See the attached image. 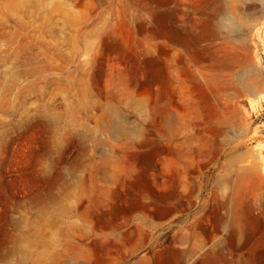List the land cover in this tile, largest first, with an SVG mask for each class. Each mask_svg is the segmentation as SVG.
Segmentation results:
<instances>
[{"label": "rangeland", "instance_id": "obj_1", "mask_svg": "<svg viewBox=\"0 0 264 264\" xmlns=\"http://www.w3.org/2000/svg\"><path fill=\"white\" fill-rule=\"evenodd\" d=\"M118 90L116 122L143 128L133 145L104 117ZM145 94L167 129L142 121ZM247 161L256 182L232 197L223 182ZM251 216L264 220V0H0V252L44 242L0 264H264V232L227 244Z\"/></svg>", "mask_w": 264, "mask_h": 264}, {"label": "bare ground", "instance_id": "obj_2", "mask_svg": "<svg viewBox=\"0 0 264 264\" xmlns=\"http://www.w3.org/2000/svg\"><path fill=\"white\" fill-rule=\"evenodd\" d=\"M224 22L225 21H223L221 23V27L224 29L225 37H227V38L228 37H232L233 36L232 34H234V33H232L233 27L232 26L226 27V25L223 24ZM172 37H173L174 40L177 41V43L179 42L178 44L183 43V46H184V44L186 45L190 41V39L188 37H186L185 35L174 34V35H172ZM155 61H153V59L151 60V59L147 58L145 60V62H144V65L146 66V70H147V74H148L147 78H148V80H149V82L151 84L153 83L154 78H156L159 75L158 74L159 72H158L157 64H156ZM158 64H160V63L158 62ZM159 68H161V67L159 66ZM162 70H163V68H162ZM256 87H257V85H254L251 88L252 91H254ZM125 96H126V93H125V91H122V90H118L113 95L108 96L110 98V100L107 99L109 102L107 103L106 107L104 106L105 107L104 117H105L106 121H108V122L111 121L112 122L111 123L112 126H115L113 129H111V132L116 138L126 139V140L129 141L130 145H133L137 141L140 133L143 131V128H141L139 125L131 126V125L122 124V123L118 124L117 123L118 122L117 121L118 120V115H117L116 110H115V105L111 101V99L112 100H118V99H121V98H123ZM149 99H150V96L148 94L139 96V97L134 99V101L141 108L142 121L143 122H147L148 124H153L158 131H161L163 129H167V127L171 123L170 115L168 114L167 105L164 102L159 103V104H153V103H151V101ZM212 114H214L213 111H212ZM170 130H171V128H170ZM222 131L223 130L221 128L215 129V132L217 134H219V135H223ZM158 150H159V143H155V144H153V146H150V148H148L147 150L142 152V154L139 157V161H140V164H141L143 172H146L147 170H149V169L154 167L153 159H154V156L156 155V153L158 152ZM166 150L168 151V149H166ZM192 152L194 153V151H191V154H192ZM248 162L249 161H247V164H244L242 167H238V168L232 169L229 172L228 176H227L228 180L223 182L224 188L230 193V195L232 197L233 196H235L237 198L240 197V195L243 193V190L245 189V187L248 184L256 182V176H257L256 172L254 170V167L252 166V162H251V164L248 163ZM234 164H235V162H232L230 167L232 165H234ZM110 166H111V164H110ZM256 167L257 166H255V168ZM114 177H115L114 173H109L105 177V179L106 180H112V179H114ZM137 188L139 190L144 191V192L150 193L149 192V186L147 185V183H139L137 185ZM71 194L74 195V192L71 193ZM150 194H151L150 198L152 199L153 202L163 203V204H167V203L170 202L169 201L170 200V196L169 195H163L161 193H155V192H151ZM78 195H79V193H78ZM130 205H133L135 208H141V207L145 206L143 203L139 204L138 201H133L132 204H130ZM247 209H248L247 210V214H250L251 207H247ZM62 211L66 212V211H69V209H68V207H64L62 209ZM168 211H169V209L165 205L160 209V213L163 216H166L168 214ZM38 219L39 220H45V217L42 216V215H39ZM257 232H259V233L260 232H264V220H261V219L255 217V216H251V218L247 221V223H246V225L244 227V231H243L244 238H243V240L240 243H236L234 241L235 240L234 234L231 231L230 234H229V239H228L227 244L232 249H239V248H243V247H248V245H249L248 243L250 241V238L255 236V234H257ZM43 243L44 242L41 239V235L39 234V235H37L36 239H33L31 241L29 240L26 243L27 246L25 248L20 246V245H16L15 247L13 246L12 249H11L10 246H6L4 248V250H2V252H0V258L1 259L5 258L6 255H8L7 253H9L11 250L18 249L20 251L21 249H23V253H24L23 258H25V259H33L32 258V256H33L32 255V251L30 249L32 247L38 248ZM59 258H60V255H53L52 254V255L48 256L46 259H45V257L42 256L43 263H41L38 260L35 261V262H39V264H66V262H59L58 261ZM260 258L264 259V257H260Z\"/></svg>", "mask_w": 264, "mask_h": 264}]
</instances>
